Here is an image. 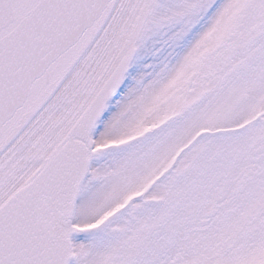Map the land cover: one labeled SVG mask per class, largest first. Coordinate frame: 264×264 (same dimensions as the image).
Instances as JSON below:
<instances>
[{"label": "snow or ice", "instance_id": "obj_1", "mask_svg": "<svg viewBox=\"0 0 264 264\" xmlns=\"http://www.w3.org/2000/svg\"><path fill=\"white\" fill-rule=\"evenodd\" d=\"M0 264H264V0H0Z\"/></svg>", "mask_w": 264, "mask_h": 264}, {"label": "rangeland", "instance_id": "obj_2", "mask_svg": "<svg viewBox=\"0 0 264 264\" xmlns=\"http://www.w3.org/2000/svg\"><path fill=\"white\" fill-rule=\"evenodd\" d=\"M190 38V37H189ZM145 62H147V61H145Z\"/></svg>", "mask_w": 264, "mask_h": 264}]
</instances>
